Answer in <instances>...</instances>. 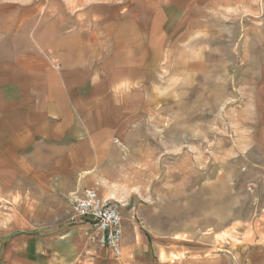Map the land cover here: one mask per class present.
I'll return each instance as SVG.
<instances>
[{
  "label": "rangeland",
  "instance_id": "374dc122",
  "mask_svg": "<svg viewBox=\"0 0 264 264\" xmlns=\"http://www.w3.org/2000/svg\"><path fill=\"white\" fill-rule=\"evenodd\" d=\"M163 1L0 0V27L14 47L87 61L94 51L101 56L110 19L131 16L144 26ZM185 1L180 30L195 34L182 37L191 41L188 51L176 54L184 63L189 58L188 68L164 70L147 107L109 124L106 163L82 147L38 138L18 154L6 148L5 239L61 233L72 224L70 197L92 189L123 204L124 240L148 250V264L167 249L174 259L193 251L210 264H264V0ZM180 78L184 87H176ZM91 228L89 241L99 247Z\"/></svg>",
  "mask_w": 264,
  "mask_h": 264
},
{
  "label": "crops",
  "instance_id": "0c3cea01",
  "mask_svg": "<svg viewBox=\"0 0 264 264\" xmlns=\"http://www.w3.org/2000/svg\"><path fill=\"white\" fill-rule=\"evenodd\" d=\"M154 10L144 26L131 16L110 19L99 41L101 56L94 51L87 61H73L52 48L14 47L12 35L0 27V156L12 153L6 150L10 147L18 154L22 143L30 145L38 138L55 147H82L83 154L98 155V163H106L103 156L114 137L109 124L127 121L133 108L147 107L152 92L157 95L162 88L164 70L173 75L182 72L179 65L188 68L189 58L184 63L176 54L188 51L191 41L182 37L195 34L180 30L189 11L186 1H163ZM182 81L176 87H184ZM125 226L122 220L119 257L90 243L93 226L87 220L72 222L61 233L5 239L10 230H0L2 264H148V250L124 240ZM169 250L153 264H210V258L196 260L193 251L174 259Z\"/></svg>",
  "mask_w": 264,
  "mask_h": 264
},
{
  "label": "built area",
  "instance_id": "2783aa9c",
  "mask_svg": "<svg viewBox=\"0 0 264 264\" xmlns=\"http://www.w3.org/2000/svg\"><path fill=\"white\" fill-rule=\"evenodd\" d=\"M70 221L87 220L97 231V241L115 256L121 255L123 204L85 190L70 197Z\"/></svg>",
  "mask_w": 264,
  "mask_h": 264
}]
</instances>
